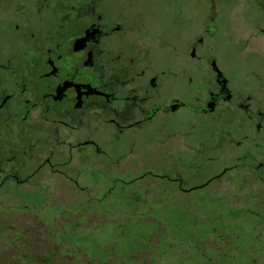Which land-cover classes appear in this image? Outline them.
I'll use <instances>...</instances> for the list:
<instances>
[{
    "label": "flooded vegetation",
    "instance_id": "af4514ba",
    "mask_svg": "<svg viewBox=\"0 0 264 264\" xmlns=\"http://www.w3.org/2000/svg\"><path fill=\"white\" fill-rule=\"evenodd\" d=\"M0 4L1 186L59 198L50 183L126 179L188 200L236 170L264 173V52L247 65L218 54L226 10L264 19V0Z\"/></svg>",
    "mask_w": 264,
    "mask_h": 264
},
{
    "label": "rangeland",
    "instance_id": "374dc122",
    "mask_svg": "<svg viewBox=\"0 0 264 264\" xmlns=\"http://www.w3.org/2000/svg\"><path fill=\"white\" fill-rule=\"evenodd\" d=\"M219 23L218 54L229 58L222 65L258 64L264 19L234 4ZM201 168L191 167L186 183L197 184ZM221 170L203 173L208 179ZM232 175L191 191L188 200L149 181H91L75 190L50 183V191L64 193L59 198L5 183L0 264H264V173Z\"/></svg>",
    "mask_w": 264,
    "mask_h": 264
}]
</instances>
